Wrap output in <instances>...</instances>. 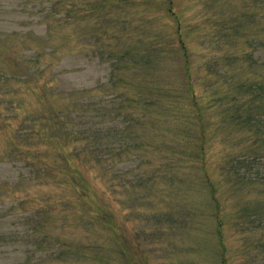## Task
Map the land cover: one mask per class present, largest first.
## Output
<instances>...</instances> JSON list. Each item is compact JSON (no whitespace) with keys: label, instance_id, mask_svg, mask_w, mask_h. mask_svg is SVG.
I'll return each instance as SVG.
<instances>
[{"label":"rangeland","instance_id":"374dc122","mask_svg":"<svg viewBox=\"0 0 264 264\" xmlns=\"http://www.w3.org/2000/svg\"><path fill=\"white\" fill-rule=\"evenodd\" d=\"M260 1L0 0V264H264L224 101L257 72L226 56L264 61Z\"/></svg>","mask_w":264,"mask_h":264},{"label":"trees","instance_id":"16d2710c","mask_svg":"<svg viewBox=\"0 0 264 264\" xmlns=\"http://www.w3.org/2000/svg\"><path fill=\"white\" fill-rule=\"evenodd\" d=\"M261 7L264 8V0L260 1ZM237 18H233L234 23L242 22V18L245 19L244 15H237ZM231 22V21H230ZM226 23V32L230 31L233 27V22ZM229 24V25H228ZM241 31L240 26L235 27L234 32L238 33ZM260 43V42H259ZM258 43V45H259ZM248 46V45H247ZM249 47V46H248ZM184 56L187 58L186 49L182 46ZM251 54L246 53L240 55L238 53H231L226 56V66L234 64L238 59L240 61L249 62L248 69L249 74L252 73V70H257L254 78L245 77L244 79H236L231 77L226 71V83L229 85L226 90V98L224 99L226 105V126L233 127L237 133L241 134L243 141L248 144V146L243 147L249 149V155L239 156V157H230L227 161L228 171L227 174L230 177L231 183L234 187H237V190H249L252 185L261 184L264 185V175H260L257 171L258 177L256 179L250 180L247 175H250L249 172L252 170L257 162L261 161V158L264 157V61L258 62L256 60H251ZM185 70L188 67L187 61L185 63ZM230 76V81L227 82L228 77ZM189 79V78H188ZM188 89L191 93L190 101L193 110L198 118V123H201L202 133H203V124L201 119V110L198 106L197 99L194 95L193 88L191 87V80H188ZM160 99L155 100L154 98L150 100H144L147 105L153 104V102H159L163 100L162 96ZM201 133V137L203 134ZM241 142L238 140L239 145ZM245 145V144H244ZM260 152V153H258ZM254 181V182H253ZM264 196L263 191H259ZM88 211L92 218L99 220L103 215L101 211L95 213L94 211L88 208ZM108 215V214H107ZM248 218V222L251 224L256 231L261 232L264 235V202L262 200L255 201V203L247 202L241 206V209L237 212V220H245ZM106 220V219H105ZM245 222V221H244ZM99 223L105 224L104 220H100ZM246 228H244L245 230ZM37 231V230H36ZM40 229H38V233ZM80 245L78 244L77 250H81ZM73 246L71 245L70 248ZM80 247V248H79ZM88 248V247H87ZM92 249V248H90ZM68 253V250L60 251L55 253L54 260L61 259L65 254ZM122 253H125L123 251ZM43 261H37L36 264H42ZM27 263V262H26Z\"/></svg>","mask_w":264,"mask_h":264}]
</instances>
